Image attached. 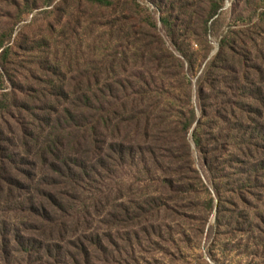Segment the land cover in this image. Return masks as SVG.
Listing matches in <instances>:
<instances>
[{
  "label": "rangeland",
  "instance_id": "374dc122",
  "mask_svg": "<svg viewBox=\"0 0 264 264\" xmlns=\"http://www.w3.org/2000/svg\"><path fill=\"white\" fill-rule=\"evenodd\" d=\"M16 1L19 8L11 7L12 0H0V34L6 31L12 45L14 101L48 102L38 91L83 87L80 74L96 69L102 84L119 81L133 91V113L151 116L155 135L169 132L170 147L184 152L181 138L188 137L202 177L194 184L205 192L203 201L216 197L215 177L220 186L246 183L243 173L252 172L254 162L236 149L245 120L239 112L232 115L231 100L239 91L264 89V0H122L117 12L90 10L81 0ZM57 53L60 64L54 62ZM55 64L57 72L68 74L67 81L52 75ZM71 76L76 79L70 81ZM193 109L197 121L188 131ZM5 121L12 123L9 117ZM18 128L14 124L13 132ZM0 129L8 135L2 119ZM168 147L155 143L158 157L166 156ZM134 158L133 167L113 170L112 179L100 187L107 202L133 198L134 264H264V185H245L251 192L247 201H238V213L226 212L220 219L217 209L199 215L194 194L184 217L182 205L166 210L170 202L162 183L167 174L150 158L148 165L139 164V155Z\"/></svg>",
  "mask_w": 264,
  "mask_h": 264
},
{
  "label": "trees",
  "instance_id": "16d2710c",
  "mask_svg": "<svg viewBox=\"0 0 264 264\" xmlns=\"http://www.w3.org/2000/svg\"><path fill=\"white\" fill-rule=\"evenodd\" d=\"M12 1L11 7H20ZM121 2L81 0V5L117 12ZM9 39L6 31L0 34V119L8 130L7 135L0 129V264H134L133 198L122 196L107 202L100 189L105 180L112 179L113 170L133 167L134 154L139 155L140 165H148L150 158L167 174L162 183L170 202L165 204L166 210H172L171 204L179 209L182 205L184 217H188L185 205L193 201L194 194L199 215L217 209L220 219L226 212L238 213V201H247L251 192L245 185H264V122L260 120H264V89L239 91L231 100L232 115L237 117L239 112L245 120L236 149L254 162L252 172L243 173L248 178L238 188H232L230 182L220 186L215 177L216 197L211 194L210 200L203 201L205 192L194 184L202 177L194 166L188 137L181 138L184 152L170 147L169 143H174L169 132L155 135L151 116L143 112L138 118L133 113V91L119 81L102 84L100 71L80 74L83 87L66 84L38 91L39 97L48 102L18 103L15 99V104L13 89H9L15 87L17 92L16 78L9 70ZM55 55L54 62L60 64L58 53ZM225 59L221 57L220 62L225 64ZM56 64L52 75L58 81H67L68 74L57 72ZM75 79L70 77V81ZM21 94L31 97L25 91ZM200 96H205L204 88ZM244 100L249 103L244 104ZM208 113L204 110V118ZM191 114L193 121L185 128L188 131L197 121V110ZM5 117L13 124H8ZM14 124L19 131L13 132ZM109 132L113 133L110 138ZM195 136L201 145V137L197 133ZM157 142L169 146L164 151L166 156L158 157ZM210 160L206 154L208 167Z\"/></svg>",
  "mask_w": 264,
  "mask_h": 264
}]
</instances>
